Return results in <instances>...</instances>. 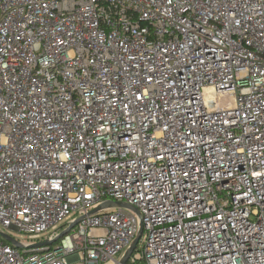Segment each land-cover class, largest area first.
<instances>
[{
  "label": "built area",
  "instance_id": "1",
  "mask_svg": "<svg viewBox=\"0 0 264 264\" xmlns=\"http://www.w3.org/2000/svg\"><path fill=\"white\" fill-rule=\"evenodd\" d=\"M0 227V264H264V0H0Z\"/></svg>",
  "mask_w": 264,
  "mask_h": 264
},
{
  "label": "water",
  "instance_id": "2",
  "mask_svg": "<svg viewBox=\"0 0 264 264\" xmlns=\"http://www.w3.org/2000/svg\"><path fill=\"white\" fill-rule=\"evenodd\" d=\"M112 208H125V209H130V210L134 211L135 213L139 214V212H138V210L136 208L130 207V206H128L126 204H123V203H115V202H107V203L101 205L100 207L94 209L90 214L91 215L97 214V213H99V212H101V211H103L105 209H112ZM67 233H68V231L64 232L62 234V236H65ZM141 233H142V231L140 232V234L138 235V237L134 241L131 249L126 253L124 259L122 260V264H126L127 263V261L129 260L130 256L132 255V253L136 249V247H137V245H138V243L140 241ZM0 236L4 240L8 241L9 243H11V244H13V245H15L17 247L20 246L19 243L16 240H14L12 237H10L9 235H6V234L0 232ZM47 244H52V243L46 242V243L40 244V245L42 246V245H47Z\"/></svg>",
  "mask_w": 264,
  "mask_h": 264
},
{
  "label": "rangeland",
  "instance_id": "3",
  "mask_svg": "<svg viewBox=\"0 0 264 264\" xmlns=\"http://www.w3.org/2000/svg\"><path fill=\"white\" fill-rule=\"evenodd\" d=\"M224 103H225L226 105L230 106V105H232V104L234 103V98H233V97H227V98H226V101H225ZM0 229H2V228L0 227ZM6 232L13 234V236H14L15 238H17L18 240H20V241H24V240H21V239H22L21 234L17 233L15 230H7ZM125 253H126V250H125L123 253H119V254L117 255V258H118V259H121V258L124 256Z\"/></svg>",
  "mask_w": 264,
  "mask_h": 264
}]
</instances>
